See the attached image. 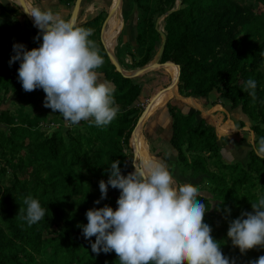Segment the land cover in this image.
<instances>
[{"label":"trees","instance_id":"16d2710c","mask_svg":"<svg viewBox=\"0 0 264 264\" xmlns=\"http://www.w3.org/2000/svg\"><path fill=\"white\" fill-rule=\"evenodd\" d=\"M60 1L67 7L76 2ZM126 1L125 21L132 9L137 8L139 14L136 43H126L127 54L133 67H141L154 58L161 44L157 18L175 7L177 0ZM18 10L5 6L1 16H17ZM107 15L103 11L80 26L92 31L90 39L104 59L96 71L114 85L120 109L103 131L88 121L70 127L65 123L55 131L47 128L53 125L44 124L47 112L34 110L36 95L44 94L43 89L25 92L18 79L20 61L9 63L15 55L14 44L37 48L42 35L36 39L39 29L25 16L23 24L15 17L9 26L0 27V107L5 94H14L19 101L16 107L0 110V125L5 126L0 127V264H119L114 251L93 253L95 237L85 239L78 227L87 224L88 210L118 207L120 190L109 185L107 198L100 200L99 182H107L108 168L116 160L122 174L134 171L129 140L143 112L137 102L142 84L116 71L105 51L100 33ZM161 24L167 35L161 61L181 66L180 94L208 99L214 93L217 100L209 102L212 106L218 102L240 106L252 120L257 139L264 137V0H182V7ZM250 78L257 82L255 101L243 90ZM187 108L169 106L174 119L170 143L178 153L177 164L182 165V175L192 180L205 177L208 195L200 193L197 199L209 209L203 222L212 229L222 254L230 264H251L264 256V246L241 253L227 232L232 221L243 212H252L251 203L264 196L258 192L264 190V159L252 147L247 161H224V138L198 110L188 112ZM240 122L243 127L244 121ZM29 195L46 210L45 217L31 226L19 212L26 210L23 201ZM51 232L54 235L48 236Z\"/></svg>","mask_w":264,"mask_h":264},{"label":"clouds","instance_id":"9594fccd","mask_svg":"<svg viewBox=\"0 0 264 264\" xmlns=\"http://www.w3.org/2000/svg\"><path fill=\"white\" fill-rule=\"evenodd\" d=\"M21 6L39 29L36 39L42 35V44L37 48L27 50L22 44L13 45L15 55L9 63L20 61L18 79L23 90L42 88L46 94L44 107L59 113L69 126L81 121L96 127L110 125L120 109L114 85L102 82L96 71L104 59L90 39L92 31L51 9ZM256 88L257 82L251 78L243 87L253 101L257 98ZM253 151L264 159V137L253 143ZM119 164L113 161L108 168L109 179L99 182L100 200L107 198L109 185L120 190L118 207L90 209L86 212L87 224L78 225L85 239L95 237L91 243L93 253L114 251L119 264H230L219 242L212 238V229L203 222L209 209L197 199L200 191L196 186L175 187L166 163L139 153L132 158L134 171L127 175L122 174ZM23 203L26 210L19 212L24 213L21 218L29 226L45 217L46 210L38 199L29 195ZM251 206L253 211L243 212L230 223L227 232L241 253L264 246V196ZM251 264H264V256Z\"/></svg>","mask_w":264,"mask_h":264},{"label":"rangeland","instance_id":"374dc122","mask_svg":"<svg viewBox=\"0 0 264 264\" xmlns=\"http://www.w3.org/2000/svg\"><path fill=\"white\" fill-rule=\"evenodd\" d=\"M113 1L114 0H83L81 4V9L79 11L77 26H83L87 22L92 21L97 15H99L103 11L108 14L109 8L111 7ZM126 2L127 4H130L129 0H127ZM73 7L70 6L68 7L67 10L72 12ZM52 10L53 12H56L60 16L67 18L68 11L61 13L60 7L58 6H55L54 9L52 8ZM122 14L124 18V0H123V13ZM138 19H139L138 10L137 8H134L129 13L127 22L125 21V19L123 20L122 30L118 36L120 38V48L117 50L118 57L121 63L127 68H138V67L132 66V62H133L132 57L127 54L128 50H130V47L126 45V43L128 42H132L134 44L136 43L135 42V30L137 28ZM160 28L163 29V24L160 25ZM107 29H108V25L106 24V27L103 33V39L105 38V33ZM100 37H101V33H100ZM26 43L31 44V40L27 38ZM33 48L35 47L27 45L26 49L31 50ZM133 49L135 51L136 46L133 47ZM0 54H3V51L0 50ZM171 78L172 77H170L161 68L149 71L144 75L134 78L135 82L141 83L143 86L142 92L137 102H139L140 104L143 103L144 104L143 107L147 105L150 101V98L152 100L155 97H157L158 93L161 92L160 91L161 88H165L170 85V82H172ZM100 79L102 82L104 81L103 78H100ZM162 95L163 94H160L159 96H162ZM45 96H46L45 93L44 94L40 93L39 95H36V98H37L36 105L37 106L34 108V110L41 111V113L46 111L47 112L46 123L44 124L49 123L51 125V123H53L51 127H47V128L49 130L55 131L63 127V124L65 123L68 124V122H66L59 113H54L52 112L51 109L44 107L43 102H44ZM1 98L2 100H4V103L0 107V110L5 109L7 107L8 108L16 107L19 104V101L17 98H15L14 94L13 95L5 94V95H2ZM215 98H216V94L214 95V93H212L210 94V97L208 98L209 100L206 98L204 99L198 98L197 100H195L196 107H199L202 110L197 109L195 106H193L191 102L187 100L185 101L180 98L176 100L171 99L169 100V102L157 108L155 110V111L158 110L157 112L155 111L152 112L153 114L149 115L143 128L142 129L140 128L142 136L144 135L149 145L148 152L151 158L167 164L169 171L172 174L175 187H179L184 184H192L196 186L198 189L200 188L199 189L200 193L208 195V193L206 192L207 186L205 185L206 184V181L204 179L205 177L200 179L199 178L200 175H198L196 176L197 179L192 180L189 178V175H186L185 173H183L182 175L181 173L182 165L177 164L176 156L178 155V153L176 152V150L173 149L170 143V139L172 136V126L171 125L174 121V119L172 118L173 115L171 111H169L170 104L175 106L179 104L180 101H182V103H186L185 107L188 106L187 108L188 112L191 110L192 111L198 110L200 112L201 117L204 118L209 124L215 127L217 135L220 138L221 137L224 138L223 139L224 142L222 143L224 145L223 154H224L225 159L224 158L223 159L226 162L230 163L234 161H238V162L247 161L249 159L247 156L248 150H250L253 147L254 142H258V139H257L258 137L255 135L254 131L251 129V125L253 124V122L241 111V107L238 106V107L230 108V103L223 104L221 102H219V105L217 106L216 105L212 106L211 104H209V102ZM26 110H28V108ZM180 110L182 111V113H186L185 109L180 108ZM231 120L234 121V123ZM240 120H243L245 123L243 127H239V124L241 123ZM228 124H232L233 126L236 125L235 126L236 130L233 133L225 134L222 131L223 130L222 128L224 127V125H228ZM0 127H4L3 129H5L4 125L2 126L0 125ZM44 128L46 127L44 126ZM100 130L103 131V127H101ZM130 141H131V138L129 140V147L134 156L135 150H133L132 145L130 144ZM1 150L2 148H0V151ZM202 188L203 189L205 188V189L203 190ZM258 192L259 194H262L264 193V190L261 189ZM47 235L48 236L54 235V233L51 232Z\"/></svg>","mask_w":264,"mask_h":264},{"label":"bare ground","instance_id":"6f19581e","mask_svg":"<svg viewBox=\"0 0 264 264\" xmlns=\"http://www.w3.org/2000/svg\"><path fill=\"white\" fill-rule=\"evenodd\" d=\"M15 3L19 4L21 6V0H12ZM28 5L33 6L30 1L28 0ZM109 12L111 13V18L108 20L107 25L108 29L105 33L104 41L107 45L114 48L116 51L120 48V38L118 37L119 33L122 30V1L120 0H114L111 7L109 8ZM155 69H163L170 77H172V81L174 80L173 84H170L166 89L158 93L157 97L151 100V103L148 105L145 114L142 117V120L140 122V125L138 126L135 135L131 137L130 144L132 145L133 150H135V154L139 153L144 155L145 157H151L149 154L148 146L142 136V133L140 131V128L142 129L147 118L150 114H153L157 108H159L161 105L169 102L171 99H183L191 102L192 104H196L195 99L193 98H184L183 96L179 95L178 87H177V78L179 74V68L175 65H172L170 63H167L165 65H159L153 67ZM160 94H163L162 96H159ZM196 107V106H195ZM223 132L225 134L227 133H233L236 129L232 124L224 125L222 128Z\"/></svg>","mask_w":264,"mask_h":264},{"label":"water","instance_id":"95a60500","mask_svg":"<svg viewBox=\"0 0 264 264\" xmlns=\"http://www.w3.org/2000/svg\"><path fill=\"white\" fill-rule=\"evenodd\" d=\"M122 1V13H123V0ZM83 0H76L75 4H74V7H73V10L71 12V15H70V20L75 24L77 25V22H78V17H79V11L81 9V4H82ZM24 4L26 6H29L28 5V0H21V5ZM182 7V0H177L176 1V5L175 7H173L172 9L168 10L167 12H165L164 14L160 15L158 18H157V21H156V25H155V28L156 30L159 32V34L161 35V44L159 46V49L156 53V55L154 56V58L152 60H150L147 64H145L144 66H141V67H138V68H127L125 67L119 57H118V54H117V51L110 47L109 45H107L103 39V33H104V30H105V27H106V24L108 22V20L111 18V13L109 12L108 13V16L106 17L105 21H104V24L102 26V29H101V40L103 42V45H104V48H105V51L110 59V62L112 65H114L116 71H118L119 73H121L124 77H127V78H136L138 76H141V75H144L146 74L147 72L149 71H152L155 67V66H159V65H165L167 63H170L172 65H175L179 68V74H178V78H177V87L179 82H180V74H181V66L179 64H177L176 62L172 61V60H168V61H165V62H162L161 59H162V56H163V53H164V50H165V45H166V41H167V35H166V32L163 29L160 28V25L161 23L165 20V18L167 16H169L171 13H173L174 11H177L179 10L180 8ZM20 10H21V13L23 14V16H25L28 20H30V22L34 25V20L32 17H30L29 15H27L24 10H23V7L20 6ZM122 17H123V14H122ZM124 19V18H123ZM35 28H37L35 25H34ZM38 29V28H37ZM121 33V32H120ZM119 33V34H120ZM119 36V35H118ZM174 80L171 82V84H173ZM168 87V86H167ZM179 92V91H178ZM180 96H183L179 93ZM185 98H189V97H186V96H183ZM190 98H193V97H190ZM177 102V101H176ZM151 103V100L148 104ZM179 107H182V106H185L183 105L182 101L179 102V104H177ZM148 107V106H147ZM147 107L145 106V109L143 110V112L141 113L139 119H138V122H137V125L132 133V136L135 135V132L138 128V126L140 125V122L142 120V117L143 115L145 114V111L147 109ZM197 109H200L199 107H196ZM183 109V108H182ZM202 110V109H200ZM131 136V137H132Z\"/></svg>","mask_w":264,"mask_h":264},{"label":"crops","instance_id":"0c3cea01","mask_svg":"<svg viewBox=\"0 0 264 264\" xmlns=\"http://www.w3.org/2000/svg\"><path fill=\"white\" fill-rule=\"evenodd\" d=\"M30 2H31V4L34 6H36V7H39V8H41L42 10H47V9H51L52 10V8L54 9V7L55 6H58V7H60V10H61V13H63V12H65V11H68L67 9H68V7H67V5H65L64 3H61V1L60 0H29ZM17 3H15L14 1H12V0H0V27H6V26H9L10 25V22H13L14 21V19H15V17L16 18H18L21 22H22V24L23 23H25L26 21V19L24 18V16H23V14L21 13V11L20 10H18V15L17 16H14V14L15 13H8L7 15H5V16H1L2 14H1V10L3 9V7H10V8H19L20 7V5L19 4H17ZM3 5V6H2ZM19 6V7H18ZM20 9V8H19ZM53 11V10H52ZM54 13H56V12H54ZM70 15H71V12L70 11H68V14H67V18L65 17H63V16H61L62 18H64V19H69V17H70ZM172 80V79H171ZM179 86V85H178ZM178 91H179V87H178ZM189 98L190 97H193V99H195V100H197L198 98H196V97H194V96H188ZM151 100V99H150ZM183 104H186V103H183ZM193 106H196L195 104H193ZM185 107V106H184ZM230 108H233L232 107V105L230 104ZM201 109V108H200ZM158 111V110H157ZM157 111H155V112H157ZM242 111V110H241ZM243 112V111H242ZM232 121V120H231ZM233 123H234V121H232ZM236 126V125H235ZM234 126V127H235ZM235 129H236V127H235ZM143 132V131H142ZM228 136V135H227ZM143 137H144V135H143ZM144 140H145V142H146V144H147V146H148V149H149V145H148V143H147V141H146V139H145V137H144Z\"/></svg>","mask_w":264,"mask_h":264},{"label":"built area","instance_id":"2783aa9c","mask_svg":"<svg viewBox=\"0 0 264 264\" xmlns=\"http://www.w3.org/2000/svg\"><path fill=\"white\" fill-rule=\"evenodd\" d=\"M144 104L142 103V104H140V106H143Z\"/></svg>","mask_w":264,"mask_h":264}]
</instances>
